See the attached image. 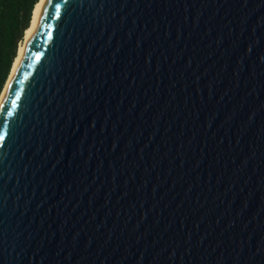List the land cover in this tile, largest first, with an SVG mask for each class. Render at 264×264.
Masks as SVG:
<instances>
[{"label": "water", "instance_id": "1", "mask_svg": "<svg viewBox=\"0 0 264 264\" xmlns=\"http://www.w3.org/2000/svg\"><path fill=\"white\" fill-rule=\"evenodd\" d=\"M0 264H264V0H46L0 104Z\"/></svg>", "mask_w": 264, "mask_h": 264}, {"label": "trees", "instance_id": "2", "mask_svg": "<svg viewBox=\"0 0 264 264\" xmlns=\"http://www.w3.org/2000/svg\"><path fill=\"white\" fill-rule=\"evenodd\" d=\"M39 0H0V94Z\"/></svg>", "mask_w": 264, "mask_h": 264}, {"label": "bare ground", "instance_id": "3", "mask_svg": "<svg viewBox=\"0 0 264 264\" xmlns=\"http://www.w3.org/2000/svg\"><path fill=\"white\" fill-rule=\"evenodd\" d=\"M45 2H46V0H39L34 6L30 25L28 26V28L24 32V38L18 47L17 54H16V57L14 58L9 77L6 81V84L3 88L2 93L0 94V104H1L3 96L5 95L7 89L10 85V82H11L13 76L15 75V73H16V71H17V69H18V67H19V65L23 59L27 45L29 43V40H30L32 34H33L37 19L39 17V14H40Z\"/></svg>", "mask_w": 264, "mask_h": 264}]
</instances>
